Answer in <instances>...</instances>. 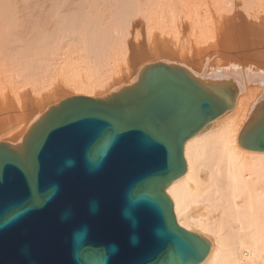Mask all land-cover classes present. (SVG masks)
Wrapping results in <instances>:
<instances>
[{
    "label": "bare ground",
    "instance_id": "obj_1",
    "mask_svg": "<svg viewBox=\"0 0 264 264\" xmlns=\"http://www.w3.org/2000/svg\"><path fill=\"white\" fill-rule=\"evenodd\" d=\"M44 1L57 12L50 14L45 37L34 32L30 38L34 52L29 44L32 52L25 51L29 40L19 39L24 48L14 43L18 39L0 41V62L16 64L17 78L28 75L26 87L39 81L48 86L44 95L38 93L35 111L21 104L22 112L32 109L14 127L0 120V148H15L25 157L64 100L119 93L156 64L181 68L224 109L185 141V171L164 186L175 224L209 242L208 256L198 264H264V150L240 143V133L264 105V0H53L50 7ZM106 2L112 12L104 11ZM141 23L148 33L170 29L175 40L150 32L153 41L139 54L142 40H134L140 35L132 40L130 34ZM75 47L82 51L80 60V54L78 61L64 54L67 59L58 61L56 53L74 48L76 54ZM18 91L15 96L27 103L30 91L24 85Z\"/></svg>",
    "mask_w": 264,
    "mask_h": 264
},
{
    "label": "water",
    "instance_id": "obj_2",
    "mask_svg": "<svg viewBox=\"0 0 264 264\" xmlns=\"http://www.w3.org/2000/svg\"><path fill=\"white\" fill-rule=\"evenodd\" d=\"M223 109L162 64L119 93L64 100L25 157L0 148V264L203 261L209 242L175 224L164 186L185 171V141ZM240 143L264 150V105Z\"/></svg>",
    "mask_w": 264,
    "mask_h": 264
},
{
    "label": "rangeland",
    "instance_id": "obj_3",
    "mask_svg": "<svg viewBox=\"0 0 264 264\" xmlns=\"http://www.w3.org/2000/svg\"><path fill=\"white\" fill-rule=\"evenodd\" d=\"M38 1L39 2L36 1V4H35L34 0H0V41L2 42L1 45H4V43H6V40L8 41V39H10V40L15 39L13 41H16V39H18L17 40L18 43L17 42H14L16 44H20L22 42H25L26 43L27 40L30 41V38H33L32 35H33L34 32H38L37 33V36L38 35L39 36L37 38H39L40 36H42V37H45L46 36L47 31H49L48 26L52 22V19H50V14L51 15L54 14L55 12H57V10L55 12H53L55 9H53V11H49L48 4H47L48 2L46 3L44 0H42V1L41 0H38ZM52 1L53 0H49V2L52 4V5H50V3H49V7L55 5V4L53 5V3H55V1L54 2H52ZM57 3H59L60 4L59 6H61L62 1L61 2H56V6L53 7V8H56L57 7ZM38 4H40V5H38ZM31 6H32V8L33 7L34 8L32 9ZM103 6H104V11H105V8L107 7V2H106L105 5L103 4ZM110 6H111V4L109 5V9L106 8V11H105L106 13L107 12H110V11H107V10H111L110 9ZM41 7H45V8L47 7V8L45 10H43V9H41ZM35 8H39V10H37V9L35 10ZM40 9H41V11H40ZM47 12H49V13H47ZM51 12H53V13H51ZM111 12H112V10H111ZM182 15L183 14H181L180 16H182ZM177 17L179 18V16H177ZM183 17H184V15H183ZM140 18L137 19V21L140 20ZM143 21H144V19H143ZM140 22H142V21H140ZM142 23L140 24L141 26L138 25L139 28L140 27L143 28V30H141V28L139 29L141 31V34H140V31L139 30H138L139 34L136 33V31H137L136 29H138L137 28L138 26L130 34L131 37H132V40L134 39V36L137 37L138 35H140V36H138L139 38L137 40H134V41H136V42L139 41V43H140V40H142L141 43L144 42V44H141V43L139 44V45H141V48L140 49L138 48V50H139L138 52H140L141 50H143V51L145 50V51L144 52L141 51V53H139V54H142V53H145L146 51H148L147 50V49H149L148 45H150V42L153 41L152 37H154V36L156 37V34H159L160 35L161 33H163L162 31H160L161 33H157L158 31H155V29L153 27L152 29H154V32L153 31H149V33L150 32H153V33L156 32V33L153 34L154 36H152V33L149 34L146 31V29L148 28V27H146V24L144 26V24H142ZM144 23H145V21H144ZM166 29H168V28H166ZM148 30H149V28H148ZM163 31L166 32V33L164 32V34H161L162 36L163 35L165 36V37L163 36V38L168 39V40H170L171 38H173L172 40H175L174 37H173L174 36V32L172 31V29H171V31L173 32V35L172 36L169 35V34H171L170 29H168V32L169 33L167 32V30H163ZM146 32L150 35V36L149 35L148 36L150 37L151 40L150 39H146L147 38V33ZM166 34H168L167 35L168 37H166ZM132 35H134V36H132ZM159 35H157V36H159ZM19 39L22 42H20ZM172 40H171V43L173 42ZM31 43H32V40L30 41V43L27 42L25 44V49H26V46L28 44L30 45ZM145 43H147V45H146L147 47L144 46ZM22 45H23L22 48H24V43H22ZM14 46H15V44H14ZM30 46H27V50H25V51H28L29 50V52H30L32 50L34 52V48L32 46L30 48L31 50L28 49ZM143 46H144L145 49L143 48ZM75 48H77V49H75V51L77 50V52H78V53L76 52V54L74 53L73 50H72V53H71V49H74V48H71L70 49V51H69L70 53L67 52V51H66V53H63L64 51H61L59 53H56L57 55H59V56H57L58 61H59V59L60 60L67 59L68 56H66V58H64L65 56H63V58H62V55H64V54H66V55L70 54V57L72 58V60H73V58H75L74 61H78V57H79V60H80V57H82V55H81L82 53L80 54L79 52H82V51L78 47H75ZM63 49L66 50L65 48H63ZM261 51H263V48H262ZM71 54H73V57H72ZM79 54L81 56H78ZM135 54H136V52H135ZM70 57H69V59H70ZM3 63L0 62V96H2L4 99H5V97H7V99H5V101L7 100V103L6 104L4 103V99H3V102H1L2 99H0V120L1 121L2 120H4V121L6 120V122H5L6 124L11 123L10 126H9V124L7 125V127L9 126L8 128H10L11 125L14 127L15 124H17L18 121L22 120L23 117H26L25 116L26 113H28L27 115H29V111H30V108L31 107L33 108V109L32 108L31 109L35 111V109H36L35 108L36 107L35 104L36 103L34 104V102L38 99L36 97H39V94L40 95H44L45 92H46V90H47V87L48 86L46 87V85H45L46 83H44L42 81H39L38 82V86H37V82L35 83L36 85H33L35 88L31 84H29V82H28L29 85L27 84V87H26L25 82L26 81H30L28 75L27 76L24 75V77H22L23 79L25 78L24 80L22 78H20V77L17 78L16 77V74L14 72L15 69H16V67H17L16 64H15V67H14V64L8 63V65H7V63H6V65H4ZM57 64L58 63H55V64H53V66L54 67L61 66V64L60 65L58 64V66H57ZM1 65H3V66H1ZM11 65H13V69L15 68L14 70L11 69L12 68ZM4 66H5V68H4ZM19 66L21 68V65H19ZM121 67H123V66L121 65ZM122 69L124 70V67L121 68V70ZM16 70H18V68ZM21 85H22V88H21ZM23 85H24V87H25L26 90L28 89L30 91V94H29L30 95V97H29L30 100L28 99L27 103H23V102H25L23 99L21 100V98L15 96V94H16L15 92H17L18 90L19 91H23ZM30 85H31V87H29ZM32 87L34 89L31 91L30 89H32ZM35 89L38 90V91H36ZM43 89H45V90H43ZM69 90H70L69 91L70 93L68 92V94H74L75 93V91H73V89L70 88ZM34 92H35V94H34ZM2 94H5L6 96L5 95L3 96ZM19 94L20 93H17L18 96H19ZM20 100L23 101V102H21ZM1 103H2V105H1ZM21 104L31 105V107L29 106L30 108L28 110L26 109V110H24V112H22L23 110H21V109H22V106L23 105L21 106ZM32 112L33 111H31L30 113H32ZM14 120H15V122L16 121L17 122L16 123L15 122L13 123Z\"/></svg>",
    "mask_w": 264,
    "mask_h": 264
},
{
    "label": "clouds",
    "instance_id": "obj_4",
    "mask_svg": "<svg viewBox=\"0 0 264 264\" xmlns=\"http://www.w3.org/2000/svg\"><path fill=\"white\" fill-rule=\"evenodd\" d=\"M93 211H95V205H93Z\"/></svg>",
    "mask_w": 264,
    "mask_h": 264
}]
</instances>
